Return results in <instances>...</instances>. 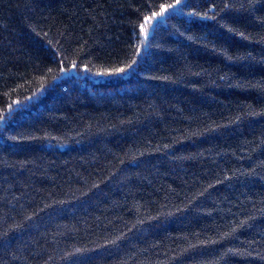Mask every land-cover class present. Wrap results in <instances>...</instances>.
<instances>
[{
  "label": "trees",
  "instance_id": "1",
  "mask_svg": "<svg viewBox=\"0 0 264 264\" xmlns=\"http://www.w3.org/2000/svg\"><path fill=\"white\" fill-rule=\"evenodd\" d=\"M0 264H264V0H0Z\"/></svg>",
  "mask_w": 264,
  "mask_h": 264
},
{
  "label": "snow or ice",
  "instance_id": "2",
  "mask_svg": "<svg viewBox=\"0 0 264 264\" xmlns=\"http://www.w3.org/2000/svg\"><path fill=\"white\" fill-rule=\"evenodd\" d=\"M177 2L179 3V0H177ZM169 7H174V5H169ZM164 14V11H161L159 13H154L153 16L151 17V19H156V17L158 16H162ZM141 30L143 31L144 30V25H141ZM146 34V33H145ZM241 35H243V33H241ZM129 68H131V65H128ZM117 72H124L125 69L124 68H120V69H117L116 70Z\"/></svg>",
  "mask_w": 264,
  "mask_h": 264
},
{
  "label": "rangeland",
  "instance_id": "3",
  "mask_svg": "<svg viewBox=\"0 0 264 264\" xmlns=\"http://www.w3.org/2000/svg\"><path fill=\"white\" fill-rule=\"evenodd\" d=\"M156 19H153V22H151V23H154V21H155ZM148 32V31H147Z\"/></svg>",
  "mask_w": 264,
  "mask_h": 264
}]
</instances>
